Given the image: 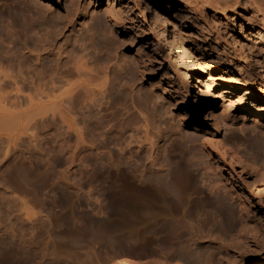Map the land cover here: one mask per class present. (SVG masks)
Returning <instances> with one entry per match:
<instances>
[{
	"label": "rangeland",
	"instance_id": "1",
	"mask_svg": "<svg viewBox=\"0 0 264 264\" xmlns=\"http://www.w3.org/2000/svg\"><path fill=\"white\" fill-rule=\"evenodd\" d=\"M255 5L253 0H0V65L4 68L0 96L12 101L21 97L23 105L16 112L23 114L21 120L30 118L29 133L21 137L17 148L8 152L0 140V264H122L125 260L141 264L154 250L182 253L186 262L201 264L200 251L195 255L194 246L185 241L192 237L191 230H200L199 225L204 234L211 231L234 242L239 230H227L232 220L209 200L202 181H218L215 171L189 160L190 170L201 179H192L191 186L197 184L198 189L191 191L189 204L185 203L194 227L183 218L184 201L170 193L162 175L166 157L173 165L179 162L170 148L178 132L164 130L159 141L161 161L155 167L147 160L146 148L120 150L118 141H132L134 134L121 120L100 129L92 146L61 127L57 118L25 117L30 110L26 101L31 86L58 83L57 66L71 58V50L80 53L84 48L97 68L111 67L112 98L109 104L98 98L96 103L102 104L91 103L82 116L98 117L104 123L115 110L111 102L127 106L136 102L137 106L149 99L152 111L157 105L167 127L174 129L172 125H178L187 111L192 124H199L197 133L206 148L232 139L249 155L251 146L260 141L257 137L264 138V118L256 116L257 110L264 113V18ZM154 18L164 25L162 31ZM133 19L144 37L132 28ZM199 89L200 109L193 111ZM190 145L181 149L187 159ZM260 146L264 150V144ZM225 158L221 163L235 177L238 191L249 197L253 218L264 224V187L255 184L248 168ZM39 180L42 184H37ZM6 183L27 193L41 213L31 221L22 215L16 209L20 199L6 196ZM36 185H42L41 193ZM229 190H220L219 195L230 196ZM183 232L186 235L177 243L176 236ZM174 240L177 244L172 248ZM235 242L229 245L230 263H264L262 243ZM220 257L216 253L213 263L222 264Z\"/></svg>",
	"mask_w": 264,
	"mask_h": 264
},
{
	"label": "bare ground",
	"instance_id": "2",
	"mask_svg": "<svg viewBox=\"0 0 264 264\" xmlns=\"http://www.w3.org/2000/svg\"><path fill=\"white\" fill-rule=\"evenodd\" d=\"M186 1H188V0H186ZM236 2L238 3V0H236ZM253 3L258 6V8L256 7L257 9L255 8L256 11H258V10H259V12L262 11V15H261L262 17L261 18H264V1L253 0ZM224 8H226V7H224ZM223 10H226V9H223ZM218 11H219V9H218ZM256 14H258V13H256ZM256 16H254V17H256ZM251 17H250V19H251ZM158 20H159V18L158 19L154 18L155 23H157L158 27L161 30V29H163V27H162L163 24L161 25ZM253 20L256 21V19H253ZM262 21H264V19ZM262 21H260V22H262ZM136 22L137 21H135L133 19L132 28L135 31H137V35H141V37H144L145 35L143 33H141V34L138 33L139 31H141V27H139V25ZM251 22L254 23V21H251ZM262 24H264V23H262ZM156 28H157V26H156ZM160 30H159V32H160ZM162 34H164V33H162ZM256 35H258V34H256ZM260 37L258 36V38H260ZM252 45L256 46L254 44H252ZM86 50L87 49L83 48L80 50L81 51L80 53L76 52L75 50H71V52H70L71 58L68 61H66L65 63H63L62 65L60 64L57 66V70L60 71V72H57V78L56 79L59 81L58 83H53L52 86H50V87L48 86L45 88H43V86H40V85L31 86L32 92L30 94H27V98H28L27 101H29V102L26 101V103L30 104V107H29L30 110H29V113L26 114L28 116L25 115V117H31V118L33 117L34 118L36 116L37 117L38 116H41V117L49 116L53 120L57 118L59 120V123H60L59 125L61 127L66 128V130H68V131L72 130L76 134L78 140L86 141V142L88 140L92 146L95 145L94 139L96 137L100 136V131L103 128L105 129V128H108L109 126H111L114 120H121L123 125H127L128 128L131 127V129H133L134 134L131 136V139H133L132 141L128 140V139H127L128 141H126V142L124 140H121V142L118 141L119 142L118 145L122 146L121 148L119 147L120 150H122L125 153V151L128 152L127 151L128 146H129V150H131L132 148H134L135 150H142V149L146 148L149 150V152L146 156L147 160L150 161V164L152 163L153 166H155V167H157L156 165L158 163H160V161H161V160H159V156H160L159 150L161 149L160 145H159V141L161 138L164 137L163 136L164 130L167 129L169 132H172V133L178 132L177 134H179V135L176 136L172 140L173 142L170 143L171 144L170 148H172V151H174V152L176 151V155L178 156L179 162L176 165H173V162L168 157L165 156L166 157L165 162H167V167L165 166L166 164L165 165L163 164V166L166 167V173H165V175H162V176L164 177V180H166L165 182L167 184V187L169 188L170 193L173 194V197L177 198V200L181 201L182 203L184 201V205H185L184 207L185 208L184 209L182 208V209H183L185 214L183 213V218L185 219V221H187V224L188 225L191 224L189 226H192V221H195L192 217L190 210H189L190 208L187 207V205L189 203H187V201H186L188 199V195L191 193V191L198 189L197 184L194 185L193 187L191 186L192 179H195L197 182H199V180L201 181V179H199L198 176L193 174V172L190 170L191 165L189 163V160L193 159L195 162H199L201 165H204L206 169H211L212 171H215L217 173L218 181L216 179H213V180L212 179H210V180L204 179L202 181H203V184L206 183V186L208 189L206 192L208 193L207 195H209V197L211 198L209 200H212V203L215 202L216 204H218L219 207H217V208L222 210L225 217L227 216L229 219L232 220L233 224L231 225V227L228 226L229 229H227V230L228 231L229 230L234 231L235 229H237V231L239 230V236L236 238H233L234 242H235V239H238V243H240V245H241V244H245L246 242H250V240H251L254 244L260 245V243H262L264 245V224H259V223H257V221H255V219L253 218V215H252V211L249 209V205H251V203H249V201H250L249 197L247 196V194L245 195V193L242 194L240 191H238L237 187H239V186L236 182L235 177L232 175V173L229 170L225 169V167L221 163V161H222L221 158H225L227 156L230 157L231 159H229V160H232L233 162H235L236 165H240V166L243 165V167L248 168L252 172V174L255 176V179H254L256 181V182L254 181L255 184L258 182L259 184H261L262 187H264V150H262V148L260 146L261 144H264V138L262 139L261 137H259V138L257 137V140L259 139L260 141H258V143L253 144L251 146V148L253 147L252 148L253 152L248 153L250 156L246 154V152L244 150L245 147L242 148L240 143H238L232 139L231 140L226 139L225 141L224 140H218V142L216 143L215 146H213V144H211L212 146L209 145L211 148H206L205 147L206 144L203 141L200 142L202 140L201 139V136H202L201 133H197V130L200 128L199 124L198 123L192 124V119L189 118L190 116L189 117L186 116L187 111H185V113L182 114L181 118L178 121L179 122L178 125L173 124L172 126H174L173 127L174 129H171L172 127L171 128L167 127V124H166L167 120L164 121L162 118V115L157 112L158 111L156 108L157 105L153 106L154 110L152 111V109H151L152 103L149 99L142 101L137 106L135 104L136 102L135 103L133 102L134 104L129 105V106H127L128 104L124 105L122 103L125 107H123L122 104H119L121 101L119 103L111 102V104L109 106L115 110H113L111 112L112 118L108 119L104 123L103 122L101 123V121L98 117H97V119H94V120H93V117H90V116H89V118H87L86 115L84 117L82 115L85 112H87L88 109L91 107L90 104L96 103L97 102L96 100L98 98H101L102 100L106 99V104H109L108 99L112 98L110 95L111 89L109 88V84L112 81L111 74H110L111 67L110 66H103L101 68H97L98 66L96 67L95 62L92 60L93 56H91V53L87 52ZM92 50L96 51V49H92ZM262 51H260V52H262ZM256 55H257V53H256ZM255 58H254V60L258 59V58H256V59ZM222 59L225 60L224 57ZM257 64H258V68L262 70L263 67L261 66L262 64H260L259 60H257ZM3 69L4 68H2V66L0 65V82L3 78L2 76H4L3 75V72H4ZM240 70H241V68H240ZM256 71H257V68H256ZM30 77L32 78V76H30ZM263 77H264V74H263ZM32 80H33V78H32ZM44 86H45V84H44ZM171 86H172V84H171ZM1 87H0V90H1ZM18 90H20V89H18ZM199 91H200V89H199ZM201 91L199 94L195 95L196 99L192 102L193 103L192 104V110L193 111H197L200 109V107L197 104L199 103L198 99H199V96L201 95ZM255 91H257V89H255ZM19 92H22V91L20 90ZM19 92H17V93H19ZM164 92H165V90H164ZM172 92H177V90L176 89L174 90V88H173ZM247 93H248V91H247ZM20 98L21 97L17 96V98H16L17 100L12 101L11 98H8L6 96L5 97L0 96V140L2 141V144L3 143L6 144V146L8 147V152L10 149H12V147L17 148L18 147L17 142L21 139V137L23 135H25L27 132L29 133L28 125L30 122H27V121H30V118L28 120H27V118H25L26 121L21 120L22 119L21 117L23 114L16 112V110H18V108L22 104ZM124 103H127V102L125 101ZM97 104H99V103H96V105ZM101 104H99V105H101ZM93 105H95V104H93ZM255 107H256V109H260V108H258V106H255ZM120 111L124 112V113H121ZM192 113H195V112H192ZM263 114L264 113L260 110L256 111V116H258V117L260 116V117L264 118ZM191 115H193V114H191ZM156 116L159 117L158 118L159 121L157 123L155 122V120L157 121ZM243 117L245 119V116H243ZM121 121H119V122H121ZM152 123H154V125H153L154 128L156 127V129H157V131L155 133L151 132ZM183 127L187 128V130L188 129L189 130L184 131ZM128 128H126L127 131H128ZM129 130H130V128H129ZM241 130L244 131V128H241ZM157 134H159L158 137H157ZM102 136H103V134H102ZM171 136L172 135L169 134L168 136H166V139L171 137ZM263 137H264V135H263ZM232 138H234V136ZM257 140H256V142H257ZM123 141L125 143H123ZM126 143H127V145L124 146V144H126ZM186 144H191L189 147V150H188L189 154L191 155V157H189V159L186 158L185 152L182 151ZM176 149L179 150L178 154H177ZM216 153L218 155H220V158H217ZM109 159H111V157H109ZM160 159H163V158L161 157ZM163 161L164 160H162L161 164L163 163ZM179 163H182L183 166L179 165ZM242 170H244V169L242 168ZM159 175L157 174V176H159ZM202 179H203V177H202ZM40 183L42 184V182L39 180L37 184H40ZM7 184H9V183H6L7 188L5 190V194L7 197H15L16 196V198L18 197L20 199V202L16 205V209L22 215H24L28 220L31 221V220H33L34 217H37L41 213L42 208L41 207L38 208L37 205L34 204L35 202L33 203V200L29 199L27 193L17 189L15 186H12L13 183L10 185H7ZM4 186H5V184H4ZM36 186H39V188H40V186L42 187V185H36ZM42 188L39 189L40 193H41ZM228 188L230 189L229 191L231 192L230 196L229 195H223V196L219 195V193L221 192L220 190L227 191ZM174 198H173V200H174ZM231 199L233 200L234 204H233V202H231ZM9 211H10V215L13 216L14 215L13 210H9ZM170 214H168V215H170ZM196 215H194V216H196ZM238 215L241 217L240 219L237 218ZM197 220L199 221V216H198ZM203 220H204V218H203ZM207 220H208V218L205 221H207ZM175 222H176V220H175ZM180 222L182 223V221H180ZM255 222H256V225H254ZM177 225L180 226L179 222L177 223ZM194 226L195 225H193L192 227H194ZM201 227L202 226L199 225L198 228L200 230H198V231L196 230L194 232V230H191L190 233L188 232L189 235L191 234L190 236H192L193 238L189 236L191 239L189 238V239L185 240L187 245L195 247V248L192 247L193 248L192 251L195 255H196V253H198L197 251H200L199 252L200 256L197 254L199 256V257L197 256L198 258L201 257V259L199 260L200 261L199 263H201V264H214L212 257H214V255L216 253H219V254H221L220 258L222 260V264H232V263H230L231 261L228 260L227 255L229 254V245H231V243H234V242L228 241V239H225L226 237L223 239V236L220 237L221 236L220 234L215 235L213 233H210L211 232L210 230H209L210 232L204 234L206 230L204 231L203 228H201ZM250 227H252V229L247 234H244L243 232L248 231L247 229ZM184 234L186 235V233L183 232V233H180L179 235L176 236V240L179 242L174 240V242L171 243L172 248H173V246H175L176 242L177 243L181 242L180 240L182 237L185 236ZM205 239H207V240H205ZM207 243H209V245ZM235 244H237V243L235 242ZM164 245H161V247H164ZM235 247H237V246H235ZM213 248H216L217 251H213ZM154 251H156V250H154ZM154 251L152 252V254L150 253L151 257L149 255H147V256H149V258L147 260L143 261L141 264H192V263L185 261L186 258L184 259V254H182V253H169L168 250H167V252L166 251L163 252V250L160 252H157L158 251L157 250L156 251L157 253ZM223 259H226V260L223 261ZM122 264H137V263L125 260L122 262ZM258 264H264V263H258Z\"/></svg>",
	"mask_w": 264,
	"mask_h": 264
}]
</instances>
